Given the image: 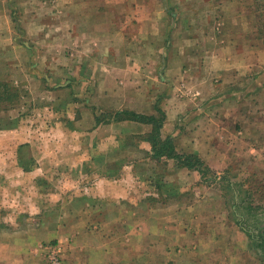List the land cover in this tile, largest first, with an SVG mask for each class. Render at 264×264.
I'll use <instances>...</instances> for the list:
<instances>
[{
  "label": "rangeland",
  "instance_id": "obj_1",
  "mask_svg": "<svg viewBox=\"0 0 264 264\" xmlns=\"http://www.w3.org/2000/svg\"><path fill=\"white\" fill-rule=\"evenodd\" d=\"M94 1L99 12L109 8L97 44L65 36L64 17L50 9L47 16L46 0H0V223L39 238L44 264L46 244L65 264L106 241L120 251L111 258L91 252L93 263L264 264V110L247 104L242 119L235 108L215 111L205 177L154 157L150 124L116 120L128 109V90L142 104L162 105L180 93L205 109L212 98L193 83L203 65L235 70L229 78L243 76L239 86L254 74L263 105L264 0ZM92 22H80L78 32L88 33ZM213 55L222 59H208ZM95 72L94 86L87 77ZM78 78L87 84L74 83ZM221 81L213 83L220 88ZM106 184H119L124 195L109 204L95 198ZM142 184L149 198L140 206ZM186 192L198 203L206 199L187 208L189 216L179 202ZM90 193L94 198L83 197ZM74 196L77 209L68 204ZM54 229L62 235L41 240Z\"/></svg>",
  "mask_w": 264,
  "mask_h": 264
},
{
  "label": "crops",
  "instance_id": "obj_2",
  "mask_svg": "<svg viewBox=\"0 0 264 264\" xmlns=\"http://www.w3.org/2000/svg\"><path fill=\"white\" fill-rule=\"evenodd\" d=\"M43 1L44 0H41V3ZM96 4L97 2L94 0H46L47 16L50 15L49 14V9H50V11L52 10L51 13L55 14L56 17L59 18V20H61L62 17H64V22H63V19H62V22L60 21V24H62V28L60 29H63L65 36L69 35V37L73 39V37L76 38L78 35L81 38L85 39L84 43L97 44L96 40H99L98 38L99 37L98 35L99 26H102L108 23V21L104 19L106 17L102 14V12L103 13L106 12L107 10H109V8L103 10L102 12H99L100 10L98 11L99 8L96 6ZM93 10H96L94 12V15L92 14ZM110 10H111V6H110ZM165 11L167 12V14L171 15L172 19H174L173 21L176 20L175 17L173 16V14L175 15L176 10L174 9L172 10L166 7ZM108 20H111V19L109 18ZM92 21L94 22L96 21V23L98 22V24H95L93 27L92 26L87 27L90 29L88 33L78 32V28H80V25H79L80 22L82 24L81 27L84 28L85 24L87 23L91 24L93 23ZM48 26L46 24V28H48ZM93 36L95 38H93ZM97 49L98 47L96 49L92 48L91 50L96 51L97 53L99 51ZM211 57H213L212 58L213 60H215L214 58H218L219 60L222 59L220 55L208 56V59H210ZM107 61H109L108 58H107ZM46 62H48V60H46ZM83 69H84V66L81 65V68L79 70V73L81 75L83 74ZM226 69H227L226 67H224V69H221V66L220 67L214 66V69H212L208 65H207V68H205V66L203 65V67L200 68L198 72H194L193 74L194 75L193 83L202 85V87L205 90L203 93H206L207 98H212L210 101H208V103L207 102L205 103V109L199 108L200 111L206 110L204 112V115L205 114H209V115H205L203 117L202 115L198 116L200 115L199 114L200 111H197V108H195L196 103L193 102L194 99L192 97H190V99L183 98L181 97L180 93L176 97H172L170 94H167L165 96V100L163 101L162 105L158 104L159 102H156V104L152 106V104H149V101H147V99H146V102H144V104L140 103L141 99L137 97L135 91L128 90V93L125 97L127 105H125L124 107H128V109L126 108V110H132V111H136L139 113L155 114V115H158L157 107H160L165 112V115H166V119L162 127V136L172 137L177 151L182 152V153L184 151H186L187 153H194V154L199 155L203 160L204 159L206 160L208 159V156L211 155V152L214 150V146L212 145V142H211L210 130L208 129L207 126L212 124L210 121L214 120L213 118L217 114V112L215 113L217 109H221V110H224L226 108L238 109L240 119H242L241 118L242 109L248 108L246 107L247 104L250 105V109H253L254 107H256V111L259 109L261 111L264 110V106H263L264 104L259 106L257 102L260 93L259 91H255L257 89V86H255L254 84V80L256 76L253 74L252 77L249 78V84H246V86H244V84H241V86H239L238 85L240 84L239 81L243 79V76L238 77L236 79V82H232L235 79L229 78V76L230 74L235 73V70L228 71ZM68 70H64V71H68ZM189 73H192V71H189ZM93 77H98L97 72H95L94 75L90 73L89 77H87V80H89V82L94 81L93 85L95 86V83L97 81L94 80ZM215 77L223 78V81H221L220 88H218L220 84L213 83L215 80ZM161 78L163 80V77ZM80 80H83L82 82H84L85 85L87 84L86 78L85 79L78 78L74 81V83L79 82ZM211 84H214L216 86L214 91H209L207 89V86ZM65 85H66L65 83L64 84L59 83L55 87L63 88ZM238 88H241L240 89L241 91ZM182 91L184 93V90ZM200 92L199 90L198 92L196 91V94H194L195 98L199 96ZM103 93L106 94L107 93L106 90H104ZM254 97H256V99H254ZM138 98H139V102L137 101ZM79 100L83 101V99L82 100L79 99ZM79 100H75V102H78ZM89 100L91 101L93 99H89ZM87 101L88 99H86V102ZM261 102L264 103L263 101ZM89 105L91 106V104ZM218 117H220V114H218ZM207 118L208 120H206ZM123 121L132 122L133 124L134 123L145 124V123H142L136 120H123ZM204 122H205L206 127L205 125H203ZM254 124L255 123H251L250 127L252 130H254V133H256L255 125L257 126V128L259 127V125L257 123L255 125ZM202 127H205V131L203 130ZM248 139L250 140V136ZM252 139H255L253 138V135H252ZM180 167L183 169H188L191 172L195 171L188 167H184V166H180ZM92 185H95V184H92ZM118 185L119 184H106L105 187H107V189L103 192V194H99V192H96V195L94 197L98 198V196L100 197V195H102L104 202H107L109 204L111 201H114V199L117 196L124 195L122 192L119 191V188L117 187ZM138 185H141V184H138ZM142 185L143 186H140V189H139V191H141L142 193L140 192L137 196L138 205L140 206L145 205L146 199L149 198L147 196L145 184H142ZM127 191L128 190H126V193ZM130 191L131 190H129V193H127L128 195L126 196L127 198L131 197ZM76 195H79V193H77ZM192 196H193L192 192H186L185 194H182L181 196V197H184L182 198L184 200L179 201L180 206H186L183 210V212H186L185 213L186 215L189 214L188 213L189 210H187V208L191 210L193 206L196 207V205H199V206L204 205L206 201V199L203 198L202 201L204 202L198 203V201L201 202V200L194 199ZM74 197L76 198L71 200V202H68V204L71 207L77 209L78 207L76 206L78 204L77 200L80 197L78 196H74ZM83 197L92 198L93 196L90 193V194L84 195ZM177 199L179 200V198ZM197 211H200V210L197 209ZM204 215H205V211L203 210L200 213V216H204ZM53 223L54 222H52L51 224L53 225ZM61 232H62V229H59V230L54 229L51 232L50 231L46 232V238H42L41 240L47 241L49 236L57 235V233L62 235ZM62 237L65 238L64 236ZM34 239H35V236L33 234H28L26 231L18 229L17 227H8L0 223V264H44L43 251L42 249H40V247H38L39 246L38 240L40 239L37 238L35 242H34ZM119 247L120 246H117L114 243L109 242V241L103 242V246H101L99 250H97L95 247H91L87 245L86 247L87 250L86 252L84 251V257L80 258L81 260L83 259V261H78L76 259L75 262H73V260L71 259L69 262L66 261L65 264H105V263H99V262L93 263L94 261L92 262V260L94 259V253H91V252L100 253L102 256L111 258V257H114L115 253H118V251H120ZM123 247L125 246L122 245V248ZM124 253H125V248H123V254ZM84 259L86 260V262Z\"/></svg>",
  "mask_w": 264,
  "mask_h": 264
},
{
  "label": "trees",
  "instance_id": "obj_3",
  "mask_svg": "<svg viewBox=\"0 0 264 264\" xmlns=\"http://www.w3.org/2000/svg\"><path fill=\"white\" fill-rule=\"evenodd\" d=\"M160 115L144 114L132 110H121L116 113V120H136L152 126L148 135V141L152 145L153 156L156 158H167L176 161L177 165L197 170L202 177L211 172V167L199 155L194 153H182L177 151L172 137H162V127L166 119L165 112L157 107Z\"/></svg>",
  "mask_w": 264,
  "mask_h": 264
},
{
  "label": "built area",
  "instance_id": "obj_4",
  "mask_svg": "<svg viewBox=\"0 0 264 264\" xmlns=\"http://www.w3.org/2000/svg\"><path fill=\"white\" fill-rule=\"evenodd\" d=\"M43 247H45L44 251L47 252L45 255L48 264H61V255L59 254V251L55 246L46 244V246Z\"/></svg>",
  "mask_w": 264,
  "mask_h": 264
}]
</instances>
